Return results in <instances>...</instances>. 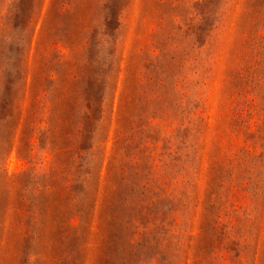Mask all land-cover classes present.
<instances>
[{"label":"rangeland","instance_id":"rangeland-1","mask_svg":"<svg viewBox=\"0 0 264 264\" xmlns=\"http://www.w3.org/2000/svg\"><path fill=\"white\" fill-rule=\"evenodd\" d=\"M0 264H264V0H0Z\"/></svg>","mask_w":264,"mask_h":264}]
</instances>
